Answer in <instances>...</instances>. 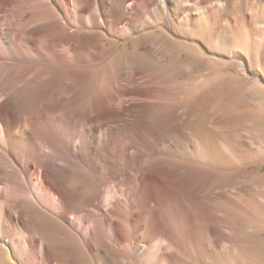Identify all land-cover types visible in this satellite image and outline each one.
<instances>
[{"label":"bare ground","instance_id":"6f19581e","mask_svg":"<svg viewBox=\"0 0 264 264\" xmlns=\"http://www.w3.org/2000/svg\"><path fill=\"white\" fill-rule=\"evenodd\" d=\"M231 1L0 0V264H181L217 227L204 199L221 179L177 166L179 122L159 120L157 98L145 108L169 74L120 40L178 16L230 28ZM193 130L220 167L214 136Z\"/></svg>","mask_w":264,"mask_h":264},{"label":"rangeland","instance_id":"374dc122","mask_svg":"<svg viewBox=\"0 0 264 264\" xmlns=\"http://www.w3.org/2000/svg\"><path fill=\"white\" fill-rule=\"evenodd\" d=\"M227 14L235 19L230 28L198 17L189 26L178 16L170 28L159 20L120 40L152 59L147 73L169 74L148 93L145 108L157 98L162 110L152 107L159 120L179 122L172 131L173 162L221 179L218 193L204 199L217 227L184 242L181 264H217L218 256L225 264H264V0H232ZM197 123L214 136L220 167L194 151ZM144 259L132 255L118 264H144Z\"/></svg>","mask_w":264,"mask_h":264}]
</instances>
